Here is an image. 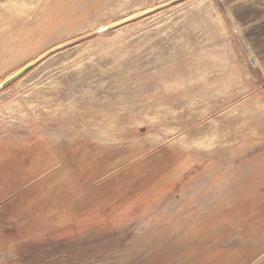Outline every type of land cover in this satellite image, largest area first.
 I'll use <instances>...</instances> for the list:
<instances>
[{
    "label": "rangeland",
    "instance_id": "rangeland-1",
    "mask_svg": "<svg viewBox=\"0 0 264 264\" xmlns=\"http://www.w3.org/2000/svg\"><path fill=\"white\" fill-rule=\"evenodd\" d=\"M227 2L0 0V264H264V0Z\"/></svg>",
    "mask_w": 264,
    "mask_h": 264
},
{
    "label": "crops",
    "instance_id": "crops-1",
    "mask_svg": "<svg viewBox=\"0 0 264 264\" xmlns=\"http://www.w3.org/2000/svg\"><path fill=\"white\" fill-rule=\"evenodd\" d=\"M247 1H249V0H228L227 3L229 4V6L233 5V4L242 5V4L246 3Z\"/></svg>",
    "mask_w": 264,
    "mask_h": 264
},
{
    "label": "bare ground",
    "instance_id": "bare-ground-1",
    "mask_svg": "<svg viewBox=\"0 0 264 264\" xmlns=\"http://www.w3.org/2000/svg\"><path fill=\"white\" fill-rule=\"evenodd\" d=\"M12 75V74H11Z\"/></svg>",
    "mask_w": 264,
    "mask_h": 264
}]
</instances>
